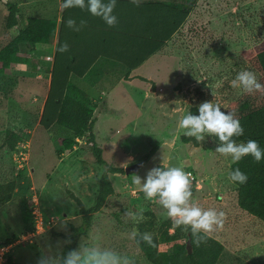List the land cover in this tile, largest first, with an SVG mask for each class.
<instances>
[{"label":"rangeland","instance_id":"374dc122","mask_svg":"<svg viewBox=\"0 0 264 264\" xmlns=\"http://www.w3.org/2000/svg\"><path fill=\"white\" fill-rule=\"evenodd\" d=\"M31 1L0 0L2 46L18 30L6 28L7 4L17 5L28 18L35 16L26 5ZM173 1L189 9L186 24L161 53L136 73L153 81L155 92L149 83L139 79L117 84L126 69L109 61L102 66L108 78L96 88L85 84L87 79L75 80L96 104L94 133L105 165L97 162L86 144L88 134L69 153L64 151L61 140L71 138L72 132L59 125L49 131L40 126L47 88L32 78L36 74L46 76L49 58L31 59L25 69L16 66L11 74L0 75V182H17L13 200L0 207V244L34 226L30 210L33 196L50 222V229L35 238L34 244L13 247L10 256L14 264H36L45 253L61 255L68 244L62 235L70 236L71 226L79 227L83 222L80 207L70 193L90 208L96 203L107 167L125 170L142 162L138 173L109 174L114 194L95 214L78 248L110 247L134 257L136 264H151L135 241L129 239V233L138 230L140 223L128 219L125 212L142 209L144 222L149 212L155 214L156 230L169 219L161 206L144 198L132 183V175L144 178L153 167L179 166L198 182L194 202L227 215L223 230L210 234L224 245L218 264H264V223L239 208L237 187L228 178L231 158L215 152L218 145L213 137H206L198 148L183 143V130L178 127L187 112L199 114L202 102L219 103L224 112L242 95L243 91L233 88L231 81L239 71L250 70L242 53L264 39V0ZM29 52V46L23 44L21 54L26 57ZM12 140L16 142L13 149ZM18 147L27 158L24 169L16 161Z\"/></svg>","mask_w":264,"mask_h":264},{"label":"trees","instance_id":"16d2710c","mask_svg":"<svg viewBox=\"0 0 264 264\" xmlns=\"http://www.w3.org/2000/svg\"><path fill=\"white\" fill-rule=\"evenodd\" d=\"M104 2L107 3V0ZM7 7L9 14L6 28L10 31L15 28L18 30L15 37L4 46L0 43V75H9L12 67L27 62L20 55L22 43L33 46L47 45L57 28L53 20L36 17L25 19L17 5L9 3ZM114 14L118 17L119 23L116 27H109L102 19L92 16L86 10L64 9L58 47L67 42L70 50L63 54L56 52L50 88L40 120V126L46 131L59 125L72 132L71 138L61 140L64 151L69 153L77 146V139L81 140L88 134L86 144L89 143L97 162L102 165H105L103 151L99 148L94 133L96 104L72 82V78L78 80L85 78L99 59L120 64L128 72L139 68L154 54L163 51L184 27L190 11L182 5L175 6L163 2L140 4L137 7L131 2L117 0ZM70 17L75 19L78 25L81 19L87 21V24L81 31H73L66 27V21ZM242 57L249 69L257 75L259 82L264 84V39L253 48L244 51ZM125 79L130 80L128 75ZM139 79L149 83L155 90L153 81L143 77ZM228 111L235 113L245 130L244 135L238 138V142L256 140L264 149V94L243 92L227 105L224 112ZM213 140L218 145V140L215 138ZM181 141L196 148L200 146L194 138L182 136ZM15 144V140L10 142L12 149ZM63 149L61 153L64 152ZM236 168L248 176L245 184L233 183L237 187L239 208L264 223V160L256 163L253 157L246 156L238 164L232 163L230 172ZM117 173L124 174L125 170L107 167L100 180L96 203L90 208H86L79 198L70 193L80 207L83 222L79 227L71 226L73 233L70 236L62 235L64 240L70 239L71 242L65 245L61 255L77 249L80 237L87 235L95 214L103 209L108 197L114 194L109 174ZM16 189L15 180L0 182V207L13 200ZM30 210L33 218L31 207ZM147 216L149 219L140 223L138 230L152 233L157 247L152 248L143 243L137 246L136 242L135 244L151 264L219 263L224 253V245L219 240L209 235L207 243L197 247L192 242L190 231L183 232L174 228L170 219L156 230L155 214L149 212ZM32 229L33 226L26 232ZM171 229L174 230L173 233L170 232ZM14 240L16 238L5 244H10ZM189 240L193 250L191 254L187 250ZM8 264H14L10 255Z\"/></svg>","mask_w":264,"mask_h":264},{"label":"clouds","instance_id":"9594fccd","mask_svg":"<svg viewBox=\"0 0 264 264\" xmlns=\"http://www.w3.org/2000/svg\"><path fill=\"white\" fill-rule=\"evenodd\" d=\"M137 7L142 0H130ZM117 0H64L63 9L79 8L88 11L92 16L102 19L109 27L119 23L114 14ZM87 21L81 19L79 25L73 18H68L66 27L79 32ZM67 42L60 45L57 51L61 54L69 51ZM233 88L241 89L246 94H264V84L260 83L256 74L250 70H241L231 81ZM219 103L202 102L198 107V115L187 112L178 122L183 135L194 138L197 142L205 141L206 137L218 140L215 152L223 157H230L232 163L238 164L246 156L253 157L256 163L264 160V149L256 140L238 142L244 135V128L233 112H223ZM118 175V173H117ZM229 180L234 184L247 183L248 176L239 168L229 173ZM132 183L139 187L148 201H154L166 212L174 228L189 232L192 242L199 247L207 243L210 234L223 230L227 221L224 211L215 208H203L194 202L195 178L179 166H159L148 170L146 177L132 175ZM125 216L136 224L144 222L146 217L142 209H128ZM129 239L155 248L153 234L133 229ZM70 239L67 243H70ZM36 264H136L134 257L122 254L114 248L84 246L69 251L66 255L42 254Z\"/></svg>","mask_w":264,"mask_h":264},{"label":"crops","instance_id":"0c3cea01","mask_svg":"<svg viewBox=\"0 0 264 264\" xmlns=\"http://www.w3.org/2000/svg\"><path fill=\"white\" fill-rule=\"evenodd\" d=\"M118 1H128V2H130V0H118ZM156 2H163V3H167V4H172V5H175V6H181L180 4H177L176 2H174L173 0H142L141 4H152V3H156ZM46 4L49 5V8H47L48 5H46ZM62 4L63 3H62L61 0H58L57 3H53L52 0H50V1H48V0H33V1L28 2L26 4L28 6L27 8L31 9V11L35 14L34 17L40 18V19L53 20V21L56 22V26H57L56 33L53 34L50 37V42L47 45L36 44V45L33 46V45L22 43L20 45V55H21L22 58L26 59L27 62L24 63V64H21V65H16V66H20L21 70H22V69H25V68H23L24 66H26V65L29 66L31 64V59L36 58V59L40 60V59H42L44 57L45 58H49V61H50L49 62V70H48V73L46 74V76H44L45 78L41 74H38V75L36 74V76L32 78V79H34V81L35 80L36 81H41L43 83V87L47 88L46 92H45V94H46L45 96L46 97H45V99L43 101V104H42L43 107H42V111H41V116H42V112H43V108H44V103H45V100H46L48 92H49L50 83H51V77H52L51 73H52V69H53V65H54V59H55L57 48H58L59 31H60V28H61V25H62V19H63V14H64V9L62 8ZM28 18H30V17H28ZM25 19H27V18H25ZM23 44L24 45H28L29 49H30L29 55H27L26 57L21 54V46ZM161 52H158V53L154 54L152 57H150L139 68H137V69H135V70H133L131 72H128L126 70L125 75H123L122 77L117 79V84L121 83L122 81H132L134 79H139V77H142V76L136 74L137 71L139 69H141L144 65L150 63L151 60H153V58L157 54H159ZM105 61L106 60H103V59H99L98 61H96V63L94 64L93 68L88 73V75L85 78L81 79V80H86L87 79L85 84L89 85L90 88H92V87L96 88V84L107 80V78H108L107 74H106L107 70H104L105 67H102V66L107 65ZM16 66H14V67H16ZM14 67H12V72L14 70ZM24 71H26V70H24ZM127 75L129 76L130 80H126L125 79ZM143 78H145V77H143ZM75 80H78V79L72 78V82L73 83H75ZM148 80H150V79H148ZM155 90H156V87H155ZM155 90L153 89L154 92H155ZM84 92L86 93V91H84ZM102 94L104 95V92ZM87 98H88V95H87ZM88 99H91V98H88ZM37 101L38 100L36 98L35 102H37ZM77 142L81 143V140L77 139ZM74 149H76V147Z\"/></svg>","mask_w":264,"mask_h":264},{"label":"built area","instance_id":"2783aa9c","mask_svg":"<svg viewBox=\"0 0 264 264\" xmlns=\"http://www.w3.org/2000/svg\"><path fill=\"white\" fill-rule=\"evenodd\" d=\"M24 154L25 153L23 151H20L18 147V151L15 152V156L16 161H18L21 169L23 168V161L27 159ZM195 183H198L196 179ZM33 198L34 199L31 204L32 214L34 218L33 229L29 232L23 233L10 244H0V264H8V256L10 255L13 247L17 245L34 244L35 238L42 236L46 230L50 229V222H47V220L45 219L37 199L34 196Z\"/></svg>","mask_w":264,"mask_h":264},{"label":"water","instance_id":"95a60500","mask_svg":"<svg viewBox=\"0 0 264 264\" xmlns=\"http://www.w3.org/2000/svg\"><path fill=\"white\" fill-rule=\"evenodd\" d=\"M144 165V163H138V164H135L133 166H130V167H127L125 169V173L127 175L129 174H132V173H138L140 171V169L142 168V166ZM187 250H188V253L191 254L192 253V244H191V241L189 240L188 241V244H187Z\"/></svg>","mask_w":264,"mask_h":264}]
</instances>
